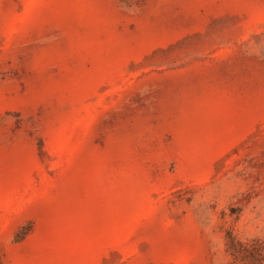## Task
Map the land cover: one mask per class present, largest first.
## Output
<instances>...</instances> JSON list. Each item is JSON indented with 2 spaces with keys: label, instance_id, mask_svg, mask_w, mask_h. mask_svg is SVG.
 I'll return each mask as SVG.
<instances>
[{
  "label": "rangeland",
  "instance_id": "1",
  "mask_svg": "<svg viewBox=\"0 0 264 264\" xmlns=\"http://www.w3.org/2000/svg\"><path fill=\"white\" fill-rule=\"evenodd\" d=\"M0 264H264V0H0Z\"/></svg>",
  "mask_w": 264,
  "mask_h": 264
}]
</instances>
